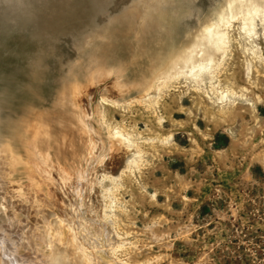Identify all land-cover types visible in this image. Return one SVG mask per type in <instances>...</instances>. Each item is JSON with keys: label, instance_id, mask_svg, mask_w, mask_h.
Masks as SVG:
<instances>
[{"label": "rangeland", "instance_id": "374dc122", "mask_svg": "<svg viewBox=\"0 0 264 264\" xmlns=\"http://www.w3.org/2000/svg\"><path fill=\"white\" fill-rule=\"evenodd\" d=\"M57 1L51 0L48 3L45 0H36V5L39 9L38 17H42L41 26L63 31L59 38L46 37V42L42 44L37 37L23 34L22 28L12 34H0V240L9 247L0 249V264L12 263V260L47 264L54 245L51 243L54 237L49 226L47 228L43 223V216L46 214L47 218L49 211L56 213V217L59 216V222L60 216L65 218L62 231L66 227H74V209L63 215L60 211L66 207L61 208V199L54 196V192L61 188L59 175L45 174L46 165L49 159L53 166L59 164L61 161H58V157L61 159L64 154L74 159L71 162L75 163L81 175L82 166L78 168V164H83L86 168L88 166L89 170L92 168L94 158L88 156L90 147L86 145L87 142L85 144L84 139H88L85 133L73 129L72 136L68 135L64 130L66 127L60 126L58 121L71 124L70 115L74 114L69 100L71 96L74 101L78 99V105L83 100L84 103L91 104L95 110L92 115L100 112L103 114L104 109L98 103L99 98H112L103 89L96 90L98 97L88 98L89 92L95 86L94 80L97 77L99 79L96 81L104 79L99 71L102 66L100 59L111 61L109 52H126L123 41L116 40L118 42L112 43V46H109L112 39L106 38L102 42L105 32L129 28L131 25L128 24H134L141 31L166 36L164 41L157 43L154 59L150 54L146 55L147 59L141 64L148 73L157 67L154 62L161 59L158 58L161 53L159 47L167 41L171 32L174 33L167 43L178 48L183 43L179 28L190 26V34L194 33L200 21L213 17L220 5L217 0H132L130 5L129 0H119L115 7L110 6L108 12L97 13L96 18L92 19L86 15L83 3L75 13L73 10L67 13L62 6L65 1L70 0ZM121 4L128 6L118 13L115 9ZM115 15L119 17L114 18ZM236 28L229 31L228 49L222 60L223 73L226 72L228 76L235 75L236 81L242 86L246 84L252 96L260 97L262 106L258 105L254 117L246 106H239L238 110L243 113L237 122L205 123V120H209L207 118L212 119L219 110V106L212 105L215 99L211 102L206 98H213L210 85L203 84L198 88L181 78L174 81V85L162 96L163 103L158 115L163 121H168L164 125L158 126L150 114L144 113L140 106L133 105L135 109L126 113L127 121L125 120L124 125L139 135V143L144 139L154 138L153 130L158 132L161 128L162 137L159 139L172 134L174 141L167 143L168 148L163 150L155 141L151 143L155 148L151 145L150 148L146 147L148 164L141 170L142 173L128 178L130 180L126 179L122 185L125 191L118 197L122 210L114 218L117 217L116 221L120 222L121 233L129 236L126 241L127 248L118 255L113 254L116 260H110L107 254L103 256L105 251L108 254L109 251L113 252L116 242L106 232L103 235V223L99 218L92 219L90 222L95 229V241L92 245L87 244L86 248L81 247L82 252L78 253L80 258H84L89 251L92 253L90 256L97 259L104 257L106 261H112L111 264H120L121 259L127 264H264V28L261 24L256 26V34L250 39V43L240 38ZM233 34L236 36H232ZM232 39L233 42H230ZM92 43L98 44L95 47ZM249 47L254 49L257 59H252L248 54L246 49ZM247 61L251 62L250 87L247 86L243 71ZM122 63L123 66L119 67L121 71L126 66H135L132 58H127ZM119 69L118 72L112 69L109 73L111 76L120 75ZM130 82L137 81L133 79ZM195 88L201 90V94L194 91ZM191 99H194L193 103ZM180 103L183 104L182 110L186 114L182 110L177 112ZM225 109L229 111L228 108ZM120 115L114 114V117L121 119ZM39 122L48 126L42 133L35 130ZM88 124L101 134L100 123L96 125L93 121ZM147 124L152 132L146 130ZM195 126L206 132V136L200 135ZM227 130L233 131V138ZM52 131L56 133H51ZM106 137L107 134L102 133L101 142L106 141ZM189 138H193L196 145L189 143ZM36 140L47 141L48 144L50 140L51 143L39 153L40 157L35 156L39 155V147L33 149V157L25 155L26 145L33 144ZM115 147L112 144L114 154L110 155L112 158L107 162L109 166L115 164L112 172L118 170L122 159L121 154H115ZM8 149L12 151L13 171H9L12 164L5 159V151ZM152 149L157 150L156 154H153ZM55 152H58L57 155ZM37 161H40L39 165L43 164L40 169ZM28 165H32V169L36 168L39 175L43 173L44 178L39 177L38 180L33 179L30 173L27 175L24 168ZM46 177L49 178L47 183L52 189L45 186ZM52 184L58 186L53 187ZM69 184L70 182L67 185L71 191L77 186L73 183L70 187ZM153 194L154 198L151 197ZM75 206L82 209L80 202ZM40 221L43 222L39 223ZM74 228L73 236L77 233V227ZM47 230L52 235L48 246L43 238ZM63 234V247L69 251L67 242L71 233L66 230ZM34 251L36 253H31ZM40 252L44 253V257Z\"/></svg>", "mask_w": 264, "mask_h": 264}, {"label": "bare ground", "instance_id": "6f19581e", "mask_svg": "<svg viewBox=\"0 0 264 264\" xmlns=\"http://www.w3.org/2000/svg\"><path fill=\"white\" fill-rule=\"evenodd\" d=\"M217 1L218 3H220L217 9V13L214 12L215 15L213 17L206 19L204 21L203 20L200 21L201 23L194 29L195 31L194 33L190 34V31H191L190 26H183L184 28H179L180 29L179 36L181 37V40H183V43L181 44V46L178 45L179 46L178 48H174L169 43H167L169 38H171L174 32H171V36L168 35L167 41L165 43H162L163 45L159 47L161 49V53L158 56V58H161V59H159L157 62L156 61L154 62L156 66L158 67V69L156 67L152 71L150 70L151 73L150 71L147 73V71L141 67L142 66L141 64L145 59H147L146 55L150 54L152 59H154V54L156 52V49L158 48L157 43H160V41L161 42L164 41L166 39V36L158 34V33L157 35H155L154 33H151L150 31H141V28L138 26H134V24H128V25H131L129 26V28L128 27L122 28V29L117 28L120 30L115 29L116 31L109 30L108 32H105V35H103V38H102L103 40L101 39L102 42L106 38L112 39L110 40L109 46H112V43L114 42L117 43L118 41H121V42L123 41V44L126 46V49L124 51L126 52L121 53V54L116 53V52H109L111 53L109 55V58L111 59V61L106 60V58L100 59L102 61V66L99 67V71L101 72L102 74L101 76L104 79L103 81H96L97 79H99L97 77L94 80L95 86L94 88H92L91 92H89V97L88 96L87 97L88 98H91V97L93 98L94 96L96 97L97 96L96 90L100 91L99 89H103L104 91L109 93V95L112 98H109V99L99 98L98 99V103H100L104 109V111L102 112L103 114H101V112L99 111L100 112L99 114L92 115L91 113L94 112L95 110L93 106H91V104L88 105V103H84L83 101L85 100H83L81 102V105H78V102H77L78 99L74 101V99H71L72 97L71 96L70 98L68 97L70 100V103H72L73 110H74L73 111L74 114L70 115L71 124L69 125L65 121L62 123L61 120L58 121L60 126L66 127L64 128V130L66 133H68V135L70 134L72 136L71 132H73V129L75 131L76 130L82 131L83 134L85 133L86 137L88 138L86 140L84 139L85 144L87 142L86 145L90 147V153L88 156L94 158L93 160L94 163L92 162L91 170H89L88 166L86 168L85 165L78 164L77 165L78 168L82 166L83 175H81L77 167H75L76 166L75 163L71 162L72 160L74 161V159L68 158L67 157L68 155L63 154L64 156L62 155L61 159L58 157V161H61V162H59V164L55 166L52 165L53 163L48 157L49 161H48V164L46 165L47 172L45 174L53 175V173H56L59 175V178L58 176L57 178L60 181L61 188L59 189L57 188L58 191L56 190V192H54V196L56 198L59 197L61 199L62 206H63L61 208H64V206L66 207L62 209V211H60V213H64L63 215H66V211L72 212L74 209V214H75L74 219L76 221L74 220L75 224L73 223L74 224L73 226L77 227L76 228L77 233L75 236H73L72 234L75 233V228L73 227L74 228L73 229L70 226L66 227V229L62 231L61 226L62 224L63 226L65 224V218H63L62 216H60L61 222H59V216L56 217L55 216L56 213L53 214L52 212L47 211L48 213H50L47 215V218L45 217L46 214L44 213L45 214L43 216L44 222L40 221L39 223L41 222L45 223L47 228L49 226V231H51L54 237V240L51 242L52 244H54L52 246V251L50 255L51 257H50V260L47 261V264H108V263L111 264L112 262L110 261L111 259L116 260V258L113 257V254L118 255L120 251L127 248L126 246L128 242L126 243V241L129 236L125 235L126 233L125 234L121 233L119 229L120 222L116 221L117 217L116 219L114 218L116 214H118V212L122 210V207H120L119 205L120 199L118 198L125 191V188H122V185L125 183L126 179L130 180L128 178H132L136 176L137 173H142L141 170L144 167H146V165L148 164V161H147L148 159H147V154H146L148 151L146 150V147L150 148L149 145H151L152 148H155V145L151 144L152 142L155 141L156 143L158 142V144L161 145V150H163L165 148H168L167 143L169 142L171 143L174 141L173 140L174 136L172 134L166 135L164 136V138L160 140L159 138L162 137L160 130L163 128L158 130V132H156L155 130H153L152 132V130L149 128V125L147 124L146 130L149 132H152L154 134V138L149 139V140L144 139V141L142 140L143 141L142 143L141 142L139 143L138 142L139 135L137 136L134 130H132L131 128H130L131 130H129L124 125L126 117H127L126 113L135 109L133 105L140 106V108L143 110L144 113L150 114L154 118V121L155 120L157 121L158 126L164 125L163 123L168 122V121H163L162 118L159 117L158 115V110H160L159 108L162 107L161 103H163L162 96L169 91V88L172 86L174 81H176L178 78H181L182 80H185V82L188 81L189 83L194 84L193 85L194 87L197 86L198 88L200 87V85H203V84L210 85V92L213 93V98L212 96H209V95H208L209 97H206V98H208L209 101L211 102L213 101L212 99H215L212 105L214 107H216L215 105L219 106L218 107L219 110H217L218 113L215 111L216 114L212 116V119L207 118L209 120L208 121L205 120L206 121L205 123L212 122L214 124H219V123L221 124V123H225L228 121L237 122L238 120H240V118H242V113H243L238 110L239 106H243V107L246 106L249 113H251V115L254 117L255 112H257L258 105H261L260 97H258L257 95L252 96L249 91V88L245 86L246 84L242 86L240 83H238V81H236L237 78L235 75L228 76L226 72L224 74L223 73L224 70L222 69V60L224 59L225 53L227 52V49H228L229 38H230L229 31H231V28L232 29L234 28L235 30V27H237L236 30L239 32V35H241L240 38L242 39L244 38L246 43L252 42L250 41V39H253V35L256 34V26H258V24H261L262 28H264V0H217ZM115 17H119V15L118 16L115 15L114 18ZM232 36H236V35L233 34ZM230 42H233V39ZM92 44L95 45V43H92ZM97 44L95 45V47L97 46ZM155 45H156V48H155ZM90 46L92 45L90 44ZM246 51L248 52L250 56H252V59H257L254 49L252 47L247 48ZM127 58H132V60H134L135 66L133 67L131 66L130 68H127L126 66L125 69L121 71L119 67L123 66L122 61L126 60ZM250 63H251L250 61H247L246 67L244 66L245 70H243L246 81H247V86L249 87L252 85V81L250 78L251 70L249 69ZM112 69H115L117 72L119 69L121 71L119 73L120 75L111 76L109 72ZM149 74H151V76H148ZM222 76L224 80H222ZM133 79L134 81L136 80L137 82H130V81H133ZM74 88L77 89V87H74ZM194 91L201 94L200 92L201 90L197 88H195ZM111 99H113L114 101H112ZM193 100L191 99L192 103H193ZM175 101H177V99ZM182 105L183 104L180 103V105L178 106L177 112H180L183 109ZM225 108H228L229 111L228 110L226 111ZM241 108L242 107H240V109ZM165 109H166V112L168 113L167 108ZM208 109L211 111L210 108ZM182 111H183V114H186L185 110H182ZM203 112H205V110ZM114 114H117V115L121 114L120 115L121 119L115 118ZM61 119L63 120V118ZM93 121L96 123V125L100 123L101 134L102 133H104L105 135L107 134L106 141L101 142L102 140L101 134L96 129H94V127L88 124V122L92 123ZM47 122H50V121L48 120ZM103 123L104 125H102ZM134 125L136 126L137 124L135 123ZM46 127H48L46 123L44 124L42 122H39V124L35 126V130L37 132L42 133L41 131L46 130L45 129ZM195 130H197L200 135L206 136L205 134L206 132L204 133L202 130L197 128V126H195ZM227 131L231 135V138H233V131L232 132H230L229 130ZM51 133H56V132L52 131ZM52 139L53 137H51L50 140ZM50 140H49V144L47 143V141L38 142L37 140L33 142V144L28 143L26 145L27 148H25L26 149L25 155L29 157H33L35 155L33 153L34 152L33 149L34 148L37 149V147H39L37 151L39 154L40 152L43 151L44 148H47L46 145L47 146L50 145L51 143ZM188 141L189 143L196 145V142L193 140V138H189ZM39 143L41 144L40 146H39ZM112 144L113 146L114 145L116 146L115 148H113L115 149V154L117 153L118 155L120 154L122 155V159L120 162L121 166H119L118 170L115 172H112V169H113L112 167L115 164L112 163V165L109 166V164L107 163L108 160L112 158L110 157V155L112 153L114 154V151H112ZM155 151L157 150L152 149L153 154H156ZM5 152H6L5 159L7 160L8 163L11 162L10 164H12V166H10L11 170L9 171H13L12 168L14 165L13 164L14 161H11L12 151L8 149V151H5ZM55 153L57 155L58 152H55ZM35 156L40 157V154L39 155L36 154ZM42 160L43 158L40 159L41 162ZM40 161H37L36 163L38 164L40 163ZM25 162L27 163V161ZM31 166L32 165H28L27 167L24 168L27 175L28 173H30L29 175L33 176V179H38L39 177H41V179L44 178L43 173L42 175H39L38 170H36V168L34 169L30 168ZM42 166L43 164L41 165L38 164L39 169ZM84 174H86L87 178L86 176H84ZM48 177H46L47 179L44 181V183H45V186L52 189L51 186L47 183L49 181ZM68 182H70L69 184L70 187H71V184L73 183L77 184L74 190L71 191V189L68 188V185H67ZM53 183H56V182H53ZM52 185L53 187L58 186L56 184H52ZM151 197L154 198L155 195L153 194ZM77 202H80L82 204V209L79 208L81 205H79L78 208L77 206L74 207V205H77ZM67 207L69 208V210H67ZM81 214L84 216H82ZM97 218H99L101 220V223H103L102 224L103 226L102 229L104 230L103 235L106 232V234L111 235L112 240L116 242L112 248L114 249L113 252L109 251V254L106 251L103 252V256L106 254L107 256H109L110 260L108 261H106L104 257H102V259H97L95 256L93 257L90 256L89 254L91 252L89 251H88L89 254H87L84 258H80V255H79L80 252H82L81 247L86 248L87 244L92 245L95 241L93 239V235H95L93 231L95 229H94V226H92L90 220L92 219L97 220ZM68 225H69V222H68ZM121 226L123 227V225ZM59 227H60V230H59ZM66 230L67 232L69 231L71 233V235L69 236V240H68L69 242H67L69 243V245L67 246L69 247V251L63 247L65 246V244H62L63 235H64L63 233H65ZM99 234H100V231H99ZM52 235L50 234V232H48V230L47 232L45 231V236L43 235L44 236L43 238L45 242L47 243V246H48V243H50L49 241H51ZM45 237L47 238L45 239ZM0 247H1L0 248L1 250H3V248L4 249L9 248L5 244H3L1 240H0ZM76 250H77V253H76ZM31 253L34 254L36 253V251L31 252ZM40 253L42 256L44 255L43 252H40ZM128 253L130 254V252ZM8 264H29V262H27L26 260H22L20 262L19 261L14 262L12 260V263L8 262ZM120 264H127V263H124L121 259Z\"/></svg>", "mask_w": 264, "mask_h": 264}, {"label": "water", "instance_id": "95a60500", "mask_svg": "<svg viewBox=\"0 0 264 264\" xmlns=\"http://www.w3.org/2000/svg\"><path fill=\"white\" fill-rule=\"evenodd\" d=\"M45 1L49 3L51 0ZM130 1L132 0H129V4L131 3ZM65 2L62 6L63 11L70 13L73 10L75 13L79 9L80 4L83 3L86 15L94 19L97 13L108 12L110 6L117 5L119 0H70ZM124 5H118L115 11L121 13L124 7L128 6V4L127 6ZM38 12L36 0H0V34H12L22 28L23 34L37 37L42 44L46 42V37L57 39L63 35V31L58 29L43 28L41 26L42 17H38Z\"/></svg>", "mask_w": 264, "mask_h": 264}]
</instances>
